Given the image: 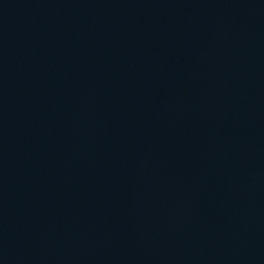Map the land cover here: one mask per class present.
<instances>
[{
	"label": "water",
	"instance_id": "95a60500",
	"mask_svg": "<svg viewBox=\"0 0 264 264\" xmlns=\"http://www.w3.org/2000/svg\"><path fill=\"white\" fill-rule=\"evenodd\" d=\"M0 264H264V0H0Z\"/></svg>",
	"mask_w": 264,
	"mask_h": 264
}]
</instances>
